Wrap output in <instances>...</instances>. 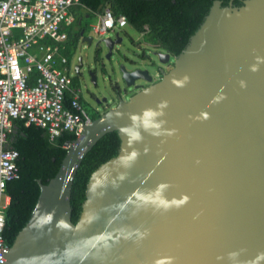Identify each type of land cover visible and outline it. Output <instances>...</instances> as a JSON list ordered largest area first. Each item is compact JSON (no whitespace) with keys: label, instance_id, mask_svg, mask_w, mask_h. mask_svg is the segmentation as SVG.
<instances>
[{"label":"water","instance_id":"obj_1","mask_svg":"<svg viewBox=\"0 0 264 264\" xmlns=\"http://www.w3.org/2000/svg\"><path fill=\"white\" fill-rule=\"evenodd\" d=\"M101 40L109 58L122 36ZM121 68L126 86L153 80ZM110 130L117 153L91 172L74 222L77 167ZM66 146L56 173L35 178L36 203L0 264H264V0H213L159 79Z\"/></svg>","mask_w":264,"mask_h":264},{"label":"built area","instance_id":"obj_2","mask_svg":"<svg viewBox=\"0 0 264 264\" xmlns=\"http://www.w3.org/2000/svg\"><path fill=\"white\" fill-rule=\"evenodd\" d=\"M79 3L0 0V253L4 244L10 246L3 235L5 208L10 201L6 182L18 176V151L9 145L13 120L32 122L54 137L62 130L78 136L92 119L71 83L61 52L74 17L71 7ZM126 23L124 14L115 15L105 7L89 26L102 35Z\"/></svg>","mask_w":264,"mask_h":264},{"label":"trees","instance_id":"obj_3","mask_svg":"<svg viewBox=\"0 0 264 264\" xmlns=\"http://www.w3.org/2000/svg\"><path fill=\"white\" fill-rule=\"evenodd\" d=\"M213 0H80L74 6V13L83 6L82 11L91 12V17L109 7L115 15L124 14L127 23L140 33V42L152 47H159L172 54L179 53L186 45L190 35L199 26L208 12ZM229 0H221L227 4ZM243 0H233L240 5ZM87 19V24L90 22ZM72 24L67 27L71 34ZM68 44L63 41L61 52L67 54ZM35 71H32V75ZM91 118L100 113L91 111L82 101ZM68 105V101H64ZM13 124L17 131L10 133L9 145L18 151L16 164L18 176L7 180L6 191L10 201L5 208L3 235L6 242L12 243L19 229L25 224L34 207L40 187L35 178L47 182L52 177L67 150L66 142H71L76 134L70 130H62L50 137L46 128L24 119L15 118ZM120 142L116 130H110L100 136L83 155L77 167L71 187V219L76 221L85 198L87 180L91 172L103 161L117 153Z\"/></svg>","mask_w":264,"mask_h":264},{"label":"flooded vegetation","instance_id":"obj_4","mask_svg":"<svg viewBox=\"0 0 264 264\" xmlns=\"http://www.w3.org/2000/svg\"><path fill=\"white\" fill-rule=\"evenodd\" d=\"M91 17V12H82V10H78L73 17L72 21V33L66 34L64 41L68 44V52L65 55L64 66L67 69L71 83L78 89L79 96L81 102L84 101L87 107L90 108L91 111L103 112L109 107L115 105L118 102L119 98H128L132 93H134L140 86H144L149 84L150 82L159 79L163 73V71L168 70L174 62V55L170 53L169 58L165 62L159 61V56L156 51L164 50L158 47H152L150 50L157 55V58L154 59L151 54L146 53V51H142V59L146 58L152 65L155 66L156 71L159 73V78H155L153 73L150 72L147 66L140 65L136 59H132L124 54V52L119 51L117 49V43H114L112 47V53L108 59L109 64L111 66L112 72L115 73L114 77L111 74H108L107 65L105 62V58L101 55L102 53V45L104 42L96 41L94 49V54L92 60H89L85 54V46L91 45L94 40V32L90 29L89 23L87 24V19ZM92 33L90 32V30ZM118 31L120 33V29L113 30ZM90 35L92 40L88 42L86 37ZM122 36V35H121ZM114 37V35H112ZM140 40V39H139ZM137 40L135 42L137 46L141 45L140 41ZM134 43V40L131 39ZM105 45V44H104ZM108 51V46L105 45V50L103 54L106 55ZM116 52L118 57L116 59V65L113 64L111 60V56L113 52ZM169 52V51H168ZM162 56H165L162 54ZM123 64L128 70H131L134 67H146L149 72L153 75L152 81H147L143 78L136 79L135 82L140 83L139 87L126 86L125 79L123 77V70L121 65ZM130 65L131 67H128ZM116 70L118 74H116ZM106 74L109 76V85H108V93L103 91L100 84V78H103ZM144 80L146 82H143ZM113 101V103H111Z\"/></svg>","mask_w":264,"mask_h":264},{"label":"rangeland","instance_id":"obj_5","mask_svg":"<svg viewBox=\"0 0 264 264\" xmlns=\"http://www.w3.org/2000/svg\"><path fill=\"white\" fill-rule=\"evenodd\" d=\"M83 10V9H82ZM97 14H95L93 17H90L89 19L92 21L96 18ZM90 21V22H91ZM118 29V28H116ZM120 29V33L122 35V40L120 42H117V49L119 51L124 52V54L132 59H136L137 62L142 65V66H147L150 70L151 73H153L155 78H159V73L156 71L155 66L152 65L146 58L142 59L140 57H142V51H146V53H149L152 55V57L154 59L157 58V55L154 54L150 49L152 48V46L147 45L144 42H140L141 45L137 46V44L135 42H137V40L140 39V33L130 24L126 23L122 26L119 27ZM90 30V29H89ZM90 32L92 33V31L90 30ZM94 34V40L93 43L91 45H86L85 46V54L87 56V58L89 60H92L93 54H94V49L96 48V44L95 42L99 39H101L102 37L110 34V35H114V31L113 30H108L106 33L104 34H97V33H93ZM131 39L134 40V43L131 41ZM102 45V53L101 55L103 56V58H105V62L107 65V69H108V74H111L112 77H114L115 73L112 72L111 66L109 64L108 59L105 57V55L103 54V51L105 50V45L103 43H101ZM159 48V47H158ZM161 49V48H160ZM117 52V51H116ZM115 51L113 52L112 56H111V60L113 61V64L116 65V59L118 57L117 53ZM128 67H131L130 65H128ZM108 74H106L103 78H100V84H101V88L103 91H106L108 93V85H109V76ZM116 74H118L117 70H116ZM143 82H146L144 80H141ZM111 103H113V101H111Z\"/></svg>","mask_w":264,"mask_h":264},{"label":"crops","instance_id":"obj_6","mask_svg":"<svg viewBox=\"0 0 264 264\" xmlns=\"http://www.w3.org/2000/svg\"><path fill=\"white\" fill-rule=\"evenodd\" d=\"M80 4H81V2H80L79 4L73 5V6L71 7V11H72V13H73L74 16H75L76 13H74L73 7H74V6H78V5H80ZM78 8H79L78 10H82V9L84 10V7H83V6H80V7H78ZM78 10H77V11H78ZM83 10H82V11H83ZM77 11H76V12H77ZM96 14H97V13H96ZM15 32L17 33V32H19V30H18V29H15Z\"/></svg>","mask_w":264,"mask_h":264}]
</instances>
